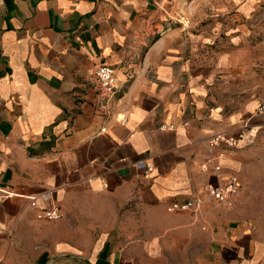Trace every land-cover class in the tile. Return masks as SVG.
Wrapping results in <instances>:
<instances>
[{"label": "crops", "instance_id": "1", "mask_svg": "<svg viewBox=\"0 0 264 264\" xmlns=\"http://www.w3.org/2000/svg\"><path fill=\"white\" fill-rule=\"evenodd\" d=\"M259 3L0 0V264H264L257 48L226 24ZM215 134L239 139L215 161L239 177L233 207L204 191ZM52 205L61 218L37 217Z\"/></svg>", "mask_w": 264, "mask_h": 264}, {"label": "built area", "instance_id": "2", "mask_svg": "<svg viewBox=\"0 0 264 264\" xmlns=\"http://www.w3.org/2000/svg\"><path fill=\"white\" fill-rule=\"evenodd\" d=\"M95 75L100 85V91L105 97L114 95L117 91L118 77L116 68L107 63H101L95 67ZM258 113H264V104L258 108ZM173 125H171L172 127ZM165 127V125L163 126ZM239 139L236 136H227L224 134L212 135L208 140L209 158L202 165L204 171L210 172L217 177L218 183H209L204 186V191L212 198L222 203L225 206L233 207L235 205V197L240 192V180L236 174H230L227 177H222V166L215 161L225 156V149L235 148L238 146ZM218 149V151H217ZM213 168L210 169V165ZM153 170L150 164L146 166V172L149 173ZM223 178V179H222ZM12 193L7 189L0 188V201L10 197ZM45 200H50L51 193L43 195ZM37 197L32 196L31 199L35 200ZM199 199H190L185 202H173L171 209L175 211H188L195 209L200 204ZM63 216L61 208L58 205H52L49 208H44L38 211L37 217L44 220H56Z\"/></svg>", "mask_w": 264, "mask_h": 264}, {"label": "rangeland", "instance_id": "3", "mask_svg": "<svg viewBox=\"0 0 264 264\" xmlns=\"http://www.w3.org/2000/svg\"><path fill=\"white\" fill-rule=\"evenodd\" d=\"M173 4L174 2L180 4V8L184 13H189L192 11L193 13L200 12H210L211 8L209 7V0H169ZM248 1V0H244ZM260 3L256 6L253 12L250 15H243V12H248V10L243 9L244 4H238L236 8L230 11L229 16L234 17L235 20H229L226 23L228 26H231L233 23L237 24V28L248 29V33H250L248 39L254 48H257V51H248L249 56H253L258 59L257 64H254V69L259 75L260 80V89L261 96L264 99V0H257ZM214 6V5H213ZM214 8L212 7V10ZM183 25L187 22V20L180 21ZM189 23V22H187ZM252 31V32H251ZM264 139V134L263 138ZM264 156L263 154L261 157ZM63 264H86L75 261V259L63 260Z\"/></svg>", "mask_w": 264, "mask_h": 264}]
</instances>
